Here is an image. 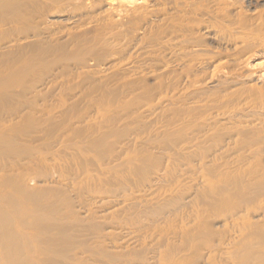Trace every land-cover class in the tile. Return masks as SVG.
<instances>
[{"label":"bare ground","instance_id":"obj_1","mask_svg":"<svg viewBox=\"0 0 264 264\" xmlns=\"http://www.w3.org/2000/svg\"><path fill=\"white\" fill-rule=\"evenodd\" d=\"M0 264H264V0H0Z\"/></svg>","mask_w":264,"mask_h":264}]
</instances>
